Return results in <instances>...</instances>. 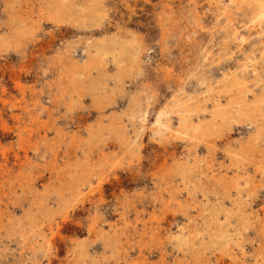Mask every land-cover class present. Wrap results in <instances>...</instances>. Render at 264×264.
<instances>
[{"label":"rangeland","instance_id":"obj_1","mask_svg":"<svg viewBox=\"0 0 264 264\" xmlns=\"http://www.w3.org/2000/svg\"><path fill=\"white\" fill-rule=\"evenodd\" d=\"M254 2L0 0V264H264Z\"/></svg>","mask_w":264,"mask_h":264},{"label":"bare ground","instance_id":"obj_2","mask_svg":"<svg viewBox=\"0 0 264 264\" xmlns=\"http://www.w3.org/2000/svg\"><path fill=\"white\" fill-rule=\"evenodd\" d=\"M254 1V0H253ZM256 2H254V3H257V9H256V11H255V14H254V16H252V20L255 22V23H257V25L258 24H261V23H263L264 22V0H255ZM68 3V2H67ZM249 3H251V2H249ZM253 4V3H252ZM249 5V4H248ZM49 8V7H48ZM51 8V7H50ZM94 8V7H93ZM252 9V8H251ZM254 9V10H255ZM251 11V10H250ZM253 11V10H252ZM53 12V11H52ZM254 12V11H253ZM250 14H252V13H250ZM255 28V27H254ZM253 28V29H254ZM101 49H99V48H97L96 49V52H95V54H97L96 56H94L95 57V59H96V62L98 63V64H100L101 63V59H102V54H104V51H100ZM137 56V53L134 55V57H136ZM93 57V58H94ZM250 64V63H249ZM260 107V106H259ZM177 110L176 111H178V114H179V123L182 125L181 127H183V129H185V128H187V127H184V126H186L185 124H186V122L188 121V115H186V112L182 109V107H177L176 108ZM171 123H172V121H171ZM194 131V130H193ZM199 138V137H198ZM230 147V146H229ZM233 150V149H232ZM237 196V195H236ZM236 203V202H235ZM222 221V220H221ZM233 226V225H232ZM37 241V240H36ZM196 246V245H195Z\"/></svg>","mask_w":264,"mask_h":264}]
</instances>
